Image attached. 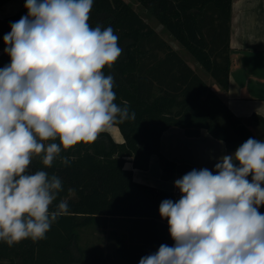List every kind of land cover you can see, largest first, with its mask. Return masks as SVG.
I'll return each mask as SVG.
<instances>
[{
  "label": "clouds",
  "instance_id": "obj_1",
  "mask_svg": "<svg viewBox=\"0 0 264 264\" xmlns=\"http://www.w3.org/2000/svg\"><path fill=\"white\" fill-rule=\"evenodd\" d=\"M92 7L26 0L27 15L3 37L11 62L0 68V241L9 247L45 239L69 212L63 199L52 208L62 180L30 172L32 160L68 165L62 151L135 118L127 102H114V77L103 71L122 53L119 38L111 26L89 24ZM175 187L180 198L159 206L174 244L139 264H264V140L248 138L219 159L215 174L193 169Z\"/></svg>",
  "mask_w": 264,
  "mask_h": 264
},
{
  "label": "trees",
  "instance_id": "obj_2",
  "mask_svg": "<svg viewBox=\"0 0 264 264\" xmlns=\"http://www.w3.org/2000/svg\"><path fill=\"white\" fill-rule=\"evenodd\" d=\"M10 1L0 0V8ZM134 4L153 16L168 36L157 31ZM232 5L233 0H93L89 24L111 26L122 49L113 67L103 69L105 75L114 77V102L121 107L127 102L135 118L115 125L125 139L122 144L103 132L93 143L62 151L61 156L70 159L68 165L57 158L46 168L39 158L32 160L30 172L44 170L62 180L63 191L52 208L63 199L69 212L52 224L43 240L25 239L11 247L0 241V264H109L100 247L80 245V232L99 218L141 224L144 247H133L135 252L117 240L116 253L130 264H139L161 244H174L167 219L159 212L163 200L176 201L173 193L135 182L125 164L131 157L135 169L146 171L151 157L157 156L165 181L172 180L177 171L186 174L196 169L162 153L161 137L171 127L183 129L190 138L199 137L205 129L231 153L250 137L262 140L181 54H188L217 89L227 92L232 68ZM26 15L24 7L0 19V52L6 47L3 37L11 31V24ZM10 62L6 52L0 55V68ZM251 119L264 132V117L253 114ZM259 211L264 214V205ZM130 233V239L134 238L133 230Z\"/></svg>",
  "mask_w": 264,
  "mask_h": 264
},
{
  "label": "crops",
  "instance_id": "obj_3",
  "mask_svg": "<svg viewBox=\"0 0 264 264\" xmlns=\"http://www.w3.org/2000/svg\"><path fill=\"white\" fill-rule=\"evenodd\" d=\"M26 0H11L0 8V19L18 13L25 7ZM231 61L232 68L229 75V89L223 92L215 84L211 86L225 101L230 110L241 118L247 126L262 140V128L251 119L253 114L264 117V0H233L231 19ZM118 144L125 139L117 126L104 132ZM161 151L171 161L177 164H187L197 170L207 168L215 174V164L222 156L233 155L227 150L225 143L212 137L205 129L196 138L187 137L184 130L171 127L161 137ZM150 160L146 171L135 169L133 159L127 158L126 169L133 171L134 181L171 192L174 190V180L180 179L178 174L166 183L162 180L149 181L152 168L161 177L159 159ZM237 166H238V162ZM162 179V178H161ZM156 186V187H155ZM157 187L163 188L159 189ZM137 247L145 246L141 224L133 230ZM130 236V231L128 232Z\"/></svg>",
  "mask_w": 264,
  "mask_h": 264
},
{
  "label": "rangeland",
  "instance_id": "obj_4",
  "mask_svg": "<svg viewBox=\"0 0 264 264\" xmlns=\"http://www.w3.org/2000/svg\"><path fill=\"white\" fill-rule=\"evenodd\" d=\"M127 2H130L131 0H125ZM134 8L141 13V15L151 22L152 26L157 29L164 37L168 36L165 33H162V26L158 25L155 18L148 14L146 10L143 9L142 6L134 4ZM167 38V37H166ZM173 46L175 48H178L179 46L174 43ZM180 49V48H179ZM182 51V50H181ZM182 55L185 56L187 61L192 64V66L198 71V73L210 84H214V80L203 71V69L195 63V61L192 59L190 60V56L186 54L184 51H182ZM185 53V54H184ZM216 86V85H215ZM153 160L158 161L157 157H154ZM145 171V170H143ZM151 174L149 175V181L151 183L154 182V180H162L163 183H166L165 180L161 179L159 174L157 173V170L155 168L151 169ZM180 177H182L184 174L177 171V173ZM171 180L167 181L170 182ZM156 187V186H155ZM159 189H163L160 187H157ZM173 192V191H172ZM139 226L138 223H131V222H125L123 220L117 219H105V218H99L95 223L86 229L82 230L80 232L81 238H80V245L84 249H90L94 246L100 247V249L103 252L104 258L107 260L109 264H130L131 261L123 259L118 253H116L117 250V240L121 239L123 242L127 245V247L132 248L136 247L134 245L135 237L130 239L131 237L128 236V232L131 230H136ZM114 232L116 234H114ZM134 245V246H133ZM133 251L136 252L135 249Z\"/></svg>",
  "mask_w": 264,
  "mask_h": 264
},
{
  "label": "built area",
  "instance_id": "obj_5",
  "mask_svg": "<svg viewBox=\"0 0 264 264\" xmlns=\"http://www.w3.org/2000/svg\"><path fill=\"white\" fill-rule=\"evenodd\" d=\"M5 51L3 50L2 52H0V55L2 54V53H4ZM177 180V179H176ZM176 180H174V190H173V195H174V197H175V200L177 201L179 198H180V195H181V193H180V191H179V189L178 188H176L175 187V181Z\"/></svg>",
  "mask_w": 264,
  "mask_h": 264
}]
</instances>
